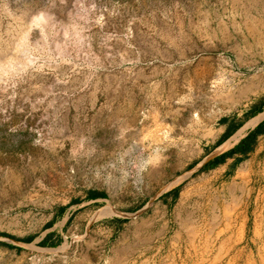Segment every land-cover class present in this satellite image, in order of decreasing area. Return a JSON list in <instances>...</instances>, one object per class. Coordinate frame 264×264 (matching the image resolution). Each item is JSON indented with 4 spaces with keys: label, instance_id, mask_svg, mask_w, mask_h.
Returning <instances> with one entry per match:
<instances>
[{
    "label": "rangeland",
    "instance_id": "rangeland-1",
    "mask_svg": "<svg viewBox=\"0 0 264 264\" xmlns=\"http://www.w3.org/2000/svg\"><path fill=\"white\" fill-rule=\"evenodd\" d=\"M262 113L264 0H0V264H264Z\"/></svg>",
    "mask_w": 264,
    "mask_h": 264
},
{
    "label": "trees",
    "instance_id": "trees-1",
    "mask_svg": "<svg viewBox=\"0 0 264 264\" xmlns=\"http://www.w3.org/2000/svg\"><path fill=\"white\" fill-rule=\"evenodd\" d=\"M264 134V121L261 122L256 129L251 132L245 139H243L236 147H234L229 152L222 155L220 158H217L216 162L209 163L203 167V169H208L215 166L216 163L223 162L227 157H230L234 154H245L253 150L255 139L257 136Z\"/></svg>",
    "mask_w": 264,
    "mask_h": 264
},
{
    "label": "bare ground",
    "instance_id": "bare-ground-1",
    "mask_svg": "<svg viewBox=\"0 0 264 264\" xmlns=\"http://www.w3.org/2000/svg\"><path fill=\"white\" fill-rule=\"evenodd\" d=\"M263 118L264 113L247 122L232 138H230L228 142L219 148L218 152H223L233 147L242 137H244V134L248 129L255 127Z\"/></svg>",
    "mask_w": 264,
    "mask_h": 264
},
{
    "label": "crops",
    "instance_id": "crops-1",
    "mask_svg": "<svg viewBox=\"0 0 264 264\" xmlns=\"http://www.w3.org/2000/svg\"><path fill=\"white\" fill-rule=\"evenodd\" d=\"M219 129L221 130V132L223 131L221 134H223L225 132V130H226V128L221 127V126H219Z\"/></svg>",
    "mask_w": 264,
    "mask_h": 264
},
{
    "label": "water",
    "instance_id": "water-1",
    "mask_svg": "<svg viewBox=\"0 0 264 264\" xmlns=\"http://www.w3.org/2000/svg\"><path fill=\"white\" fill-rule=\"evenodd\" d=\"M263 121H264V118H263L258 124H260V123L263 122ZM258 124H257V125H258ZM257 125H256V126H257Z\"/></svg>",
    "mask_w": 264,
    "mask_h": 264
}]
</instances>
